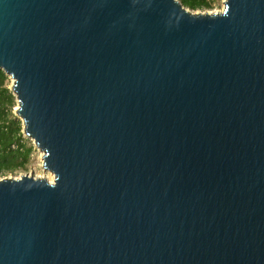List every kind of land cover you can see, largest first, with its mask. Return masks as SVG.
I'll list each match as a JSON object with an SVG mask.
<instances>
[{"label": "water", "instance_id": "obj_1", "mask_svg": "<svg viewBox=\"0 0 264 264\" xmlns=\"http://www.w3.org/2000/svg\"><path fill=\"white\" fill-rule=\"evenodd\" d=\"M0 70V264H264V0H0Z\"/></svg>", "mask_w": 264, "mask_h": 264}, {"label": "trees", "instance_id": "obj_2", "mask_svg": "<svg viewBox=\"0 0 264 264\" xmlns=\"http://www.w3.org/2000/svg\"><path fill=\"white\" fill-rule=\"evenodd\" d=\"M188 11L213 9L214 0H178ZM8 77L0 70V178L26 171L32 148H27L18 120L9 118L13 105L8 90Z\"/></svg>", "mask_w": 264, "mask_h": 264}, {"label": "rangeland", "instance_id": "obj_3", "mask_svg": "<svg viewBox=\"0 0 264 264\" xmlns=\"http://www.w3.org/2000/svg\"><path fill=\"white\" fill-rule=\"evenodd\" d=\"M223 1L224 0H214L213 1V9L211 10H207V11H194L191 13L197 14V13H208V14H213V13H218L222 10L223 8ZM12 83L11 80L8 79V90H10ZM12 97V103L13 105L10 108V115L9 118L11 120H18L21 124L20 119L18 118V116L16 115V109H17V101L15 96L11 93V90L9 91ZM22 129V126H21ZM22 134H23V129H22ZM23 137L25 138L26 142L25 145L27 146V148H32L31 153H30V158H29V163L27 164V170L26 171H19L16 172L14 174H8L5 175V177L0 178V179H18L21 176H30L31 178L34 179H44L46 181H48V173L44 171L42 165H43V160H41L40 157V151H38L35 147L33 142L26 138V136L23 134Z\"/></svg>", "mask_w": 264, "mask_h": 264}, {"label": "bare ground", "instance_id": "obj_4", "mask_svg": "<svg viewBox=\"0 0 264 264\" xmlns=\"http://www.w3.org/2000/svg\"><path fill=\"white\" fill-rule=\"evenodd\" d=\"M40 154H41V155H40L41 160H43V158H42V157H43V156H42L43 154H42L41 152H40ZM47 173H48V175H49V176H48V182H52V181H53V178H54L53 175H52L51 173H49V172H47Z\"/></svg>", "mask_w": 264, "mask_h": 264}]
</instances>
